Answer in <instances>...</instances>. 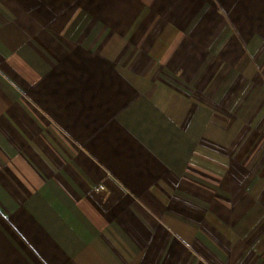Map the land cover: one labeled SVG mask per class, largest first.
I'll return each instance as SVG.
<instances>
[{"label": "crops", "instance_id": "0c3cea01", "mask_svg": "<svg viewBox=\"0 0 264 264\" xmlns=\"http://www.w3.org/2000/svg\"><path fill=\"white\" fill-rule=\"evenodd\" d=\"M0 264H264V0H0Z\"/></svg>", "mask_w": 264, "mask_h": 264}, {"label": "built area", "instance_id": "2783aa9c", "mask_svg": "<svg viewBox=\"0 0 264 264\" xmlns=\"http://www.w3.org/2000/svg\"><path fill=\"white\" fill-rule=\"evenodd\" d=\"M104 189V186L102 185V184H100L97 188H96V190H103Z\"/></svg>", "mask_w": 264, "mask_h": 264}]
</instances>
